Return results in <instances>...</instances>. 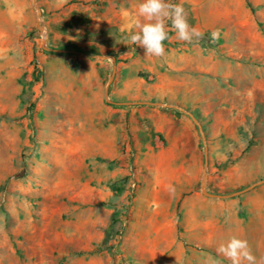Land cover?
Segmentation results:
<instances>
[{"label": "rangeland", "instance_id": "1", "mask_svg": "<svg viewBox=\"0 0 264 264\" xmlns=\"http://www.w3.org/2000/svg\"><path fill=\"white\" fill-rule=\"evenodd\" d=\"M139 2L0 0V264L264 256V0H174L204 35L159 58L127 42ZM181 115L182 179L156 124Z\"/></svg>", "mask_w": 264, "mask_h": 264}, {"label": "clouds", "instance_id": "2", "mask_svg": "<svg viewBox=\"0 0 264 264\" xmlns=\"http://www.w3.org/2000/svg\"><path fill=\"white\" fill-rule=\"evenodd\" d=\"M128 29L127 42L143 48L145 55L157 58L165 55L164 42L170 39L169 31L187 44L198 42L204 35L189 25L183 5L174 0H140ZM210 36L215 42L220 38L219 30H213ZM216 251L230 264H264V256H254L248 241L237 236L222 241Z\"/></svg>", "mask_w": 264, "mask_h": 264}, {"label": "crops", "instance_id": "3", "mask_svg": "<svg viewBox=\"0 0 264 264\" xmlns=\"http://www.w3.org/2000/svg\"><path fill=\"white\" fill-rule=\"evenodd\" d=\"M4 36H5V31L4 29L0 28V43L2 42ZM3 56H4V53L0 52V57H3ZM0 67L4 68V63L3 65H0ZM192 120L193 119L190 116L181 115L178 118L173 117V116L167 118L164 116L163 118L156 121V124L158 128H160L161 131L168 130V131H165L166 136L167 134H169V132L171 133L170 138H168V141L171 140L170 141L171 145L168 148L170 149V147H173L177 149L176 153L179 155L180 163H181L180 172L183 173V174H180L178 178H181V179L183 178L184 173L186 172V169H187L185 166V164L188 163L187 156L189 154H192V152L196 150V146H197L196 144L197 137L193 130ZM167 124H169L170 127L172 128L171 131H170L171 128L168 127ZM185 180L189 182V180L187 179ZM180 190L182 191V189Z\"/></svg>", "mask_w": 264, "mask_h": 264}, {"label": "water", "instance_id": "4", "mask_svg": "<svg viewBox=\"0 0 264 264\" xmlns=\"http://www.w3.org/2000/svg\"><path fill=\"white\" fill-rule=\"evenodd\" d=\"M204 187H205V184H204V182L202 183V189L204 190Z\"/></svg>", "mask_w": 264, "mask_h": 264}, {"label": "trees", "instance_id": "5", "mask_svg": "<svg viewBox=\"0 0 264 264\" xmlns=\"http://www.w3.org/2000/svg\"><path fill=\"white\" fill-rule=\"evenodd\" d=\"M81 52L87 53L88 51L87 50H84V51H81Z\"/></svg>", "mask_w": 264, "mask_h": 264}]
</instances>
